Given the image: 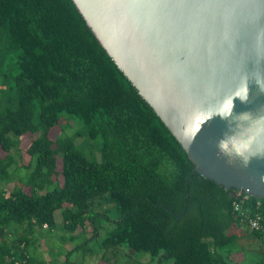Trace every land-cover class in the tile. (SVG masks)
Here are the masks:
<instances>
[{"label": "trees", "instance_id": "obj_1", "mask_svg": "<svg viewBox=\"0 0 264 264\" xmlns=\"http://www.w3.org/2000/svg\"><path fill=\"white\" fill-rule=\"evenodd\" d=\"M62 113L83 129L61 136ZM80 137L100 142V162ZM11 180L13 188L0 191V264H57L32 250L37 234L61 230L74 240L88 226L92 238L105 231L102 257L125 247L129 256L172 264L239 263L241 230L264 254L261 235L235 211L239 205L264 221V199L194 171L72 0H0V184ZM99 200L119 213L110 228L95 209Z\"/></svg>", "mask_w": 264, "mask_h": 264}, {"label": "water", "instance_id": "obj_2", "mask_svg": "<svg viewBox=\"0 0 264 264\" xmlns=\"http://www.w3.org/2000/svg\"><path fill=\"white\" fill-rule=\"evenodd\" d=\"M72 2L194 171L264 199V0Z\"/></svg>", "mask_w": 264, "mask_h": 264}, {"label": "rangeland", "instance_id": "obj_3", "mask_svg": "<svg viewBox=\"0 0 264 264\" xmlns=\"http://www.w3.org/2000/svg\"><path fill=\"white\" fill-rule=\"evenodd\" d=\"M61 124L66 128L65 132L61 136H71L74 132L83 129V124L75 117H69L67 114H61ZM41 135V131L34 135V138H38ZM20 146L23 150L28 146L30 137L23 136L20 139ZM83 139L80 137L76 140V143L80 145ZM99 142V141H98ZM97 142V143H98ZM97 143L87 142L84 145V151L89 156L94 151L95 158L100 162L101 157L99 150L97 149ZM91 144V145H90ZM100 144V142L98 143ZM96 146L94 149L93 146ZM60 162V161H59ZM60 164V163H59ZM15 181L11 180L8 183L0 184V191H9L15 185ZM95 209L106 215L104 222L106 227H111L110 221H116L119 217V213L111 205H108L103 200L95 202ZM55 220L57 227L61 226V213L59 211L55 214ZM105 227V226H104ZM92 228L88 226L84 232L81 230L75 231L72 236L76 238L69 240L70 234H66L61 230L50 232H39L36 236V244L32 248H37L38 253L43 260L49 262L55 260L57 264H172L171 260L159 262L158 259H151L149 255L138 254L128 255V250L125 247H120L116 253H106L104 257L102 254L104 250L99 248V242L104 238L105 231L100 232L97 238H92ZM240 238L233 249H238L234 255V259L239 263L231 264H264V254L262 253V242L256 238L251 237L249 234L240 231ZM12 235H4L3 239L9 242L12 239ZM68 253V256H67ZM49 264V263H48Z\"/></svg>", "mask_w": 264, "mask_h": 264}, {"label": "built area", "instance_id": "obj_4", "mask_svg": "<svg viewBox=\"0 0 264 264\" xmlns=\"http://www.w3.org/2000/svg\"><path fill=\"white\" fill-rule=\"evenodd\" d=\"M235 211L239 212L241 222L246 224L249 229L254 232H257L261 235L263 243H264V221L259 215H249L248 213L244 212L239 205L235 206Z\"/></svg>", "mask_w": 264, "mask_h": 264}]
</instances>
